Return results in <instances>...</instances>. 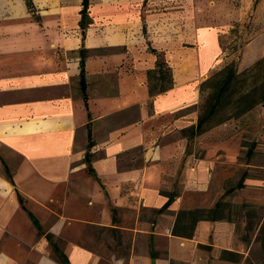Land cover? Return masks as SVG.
I'll use <instances>...</instances> for the list:
<instances>
[{
	"label": "crops",
	"instance_id": "obj_1",
	"mask_svg": "<svg viewBox=\"0 0 264 264\" xmlns=\"http://www.w3.org/2000/svg\"><path fill=\"white\" fill-rule=\"evenodd\" d=\"M83 1L0 0V264H59L50 241L66 264H93L81 230L116 228L169 196L164 232L143 231L155 257L148 247L142 264H196L210 238L215 264H233L218 258L233 251L229 222L200 221L191 239L171 234L190 193L208 194L213 173L223 176L216 153L226 141L197 159L181 131L197 122L200 85L228 60L229 22L162 9L181 0ZM249 43L242 67L261 57ZM149 72L173 86L150 93Z\"/></svg>",
	"mask_w": 264,
	"mask_h": 264
},
{
	"label": "rangeland",
	"instance_id": "obj_2",
	"mask_svg": "<svg viewBox=\"0 0 264 264\" xmlns=\"http://www.w3.org/2000/svg\"><path fill=\"white\" fill-rule=\"evenodd\" d=\"M212 8H217V11H211ZM162 9L166 13L176 11L183 20L191 18L201 24H215L224 17L226 24L229 22L230 25L220 35L224 53L228 56L223 66L235 58L239 62L237 70L242 73L264 57V0H181L178 4L166 5ZM251 41H254L252 47L256 45L259 48L261 53L258 54L261 57L247 67H242L241 56ZM150 85H157L155 91H158L169 84L166 79L161 83L152 81ZM207 93L208 90H205L200 94V102L195 107L197 113L202 97ZM220 141H226L216 153L221 156L217 168L221 169L219 172L222 171L223 176L213 173L208 194L203 195L198 191L190 193V204L185 209L210 207L216 199L236 206L244 205L241 212H225L233 220L230 223L234 229L233 237L229 242L233 251L219 253V261L264 264V103L240 118L228 120L192 138L188 141L187 150L201 159L206 153L204 148ZM85 170L83 173L90 175L88 169L86 172ZM238 184L241 187H237ZM124 218V221L117 223L116 228L104 230L92 227L80 231V242L93 255V264H142L141 256L147 254L148 247L154 241V235L146 238L143 231L162 233L169 219L153 210L126 213ZM213 243L210 238L208 243L197 244L200 260L196 264H215L211 251ZM155 245L160 248L156 256L168 259L167 244L156 242ZM56 246L64 253L58 244ZM51 250L55 258L53 249Z\"/></svg>",
	"mask_w": 264,
	"mask_h": 264
},
{
	"label": "trees",
	"instance_id": "obj_3",
	"mask_svg": "<svg viewBox=\"0 0 264 264\" xmlns=\"http://www.w3.org/2000/svg\"><path fill=\"white\" fill-rule=\"evenodd\" d=\"M26 2L29 6V0H26ZM83 3L85 8L87 0H84ZM236 26H238V23ZM220 44L224 52L225 49L222 46L221 39ZM238 64L239 62L233 58L232 61L225 64L218 71H215L200 85V94H203L205 90H208V93L205 97H202L203 101L198 107L199 115L196 124L192 125L189 129L181 131L182 136L186 138L187 141L206 133V131L221 125V123L240 118L250 113V110L264 103V57L254 62L242 73H239L237 70ZM162 65L163 63H158L159 69ZM81 72V77L83 79L84 72L82 70ZM164 73L165 74L162 75L159 72V76H156V72L148 73L149 85L152 81L161 83L166 79L169 84L168 86L161 87L158 91H155L157 85L153 87L150 85V93H161L173 86L171 79L167 78L168 75L166 72ZM237 187H241V184H238ZM225 193H228V191H225ZM172 202L173 197L169 196L167 203L163 208L158 210L157 213H165ZM244 208V205L236 206L230 202L218 201L214 207L209 209L198 208L189 211L181 210L176 215L177 218L171 230L172 235L179 238L191 239L195 232V225L198 222L226 221L233 223L232 218L229 215L227 216L225 212L230 213L233 210L238 213L244 210ZM51 238L50 236L49 239L51 240ZM50 246L55 254L54 260L59 264H66L65 254L61 253L56 244L52 241H50ZM150 255L152 258L155 257L152 246L150 247Z\"/></svg>",
	"mask_w": 264,
	"mask_h": 264
}]
</instances>
